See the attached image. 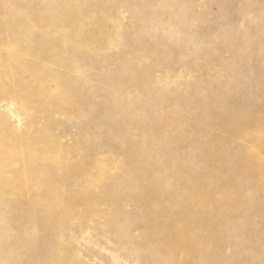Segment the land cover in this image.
<instances>
[{
  "label": "rangeland",
  "instance_id": "obj_1",
  "mask_svg": "<svg viewBox=\"0 0 264 264\" xmlns=\"http://www.w3.org/2000/svg\"><path fill=\"white\" fill-rule=\"evenodd\" d=\"M0 163V264H264V0H0Z\"/></svg>",
  "mask_w": 264,
  "mask_h": 264
},
{
  "label": "bare ground",
  "instance_id": "obj_2",
  "mask_svg": "<svg viewBox=\"0 0 264 264\" xmlns=\"http://www.w3.org/2000/svg\"><path fill=\"white\" fill-rule=\"evenodd\" d=\"M12 58V57H11ZM33 79V78H32ZM32 82V81H31ZM37 83V82H36ZM40 93V92H39ZM40 95V94H39ZM36 96V95H35ZM15 142H16V140H15ZM12 147V149L14 150V151H21V148H20V146L18 145V143H15L13 146H11ZM23 153L25 154V155H28V154H30L31 153V151H23ZM32 155V154H31ZM11 156V155H10ZM32 156H34V155H32ZM30 158H32V157H30ZM24 160V159H23ZM61 160V159H60ZM59 161V160H58ZM58 163V162H57ZM58 164H60V163H58ZM32 166V165H31ZM29 169H31V168H29ZM5 172H7V170H6V167L5 166H3L1 163H0V180L1 179H3L4 177H5ZM31 175V174H30ZM11 184L13 185V186H15V185H21V183H20V178H18L15 174L13 175V176H11ZM32 179H33V181H40V178H39V176L37 175V177H35L34 176V174L32 175Z\"/></svg>",
  "mask_w": 264,
  "mask_h": 264
}]
</instances>
